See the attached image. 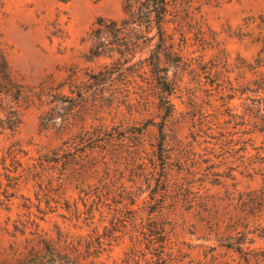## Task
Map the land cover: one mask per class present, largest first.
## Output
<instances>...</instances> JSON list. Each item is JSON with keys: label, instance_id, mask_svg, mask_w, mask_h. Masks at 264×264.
Listing matches in <instances>:
<instances>
[{"label": "rangeland", "instance_id": "374dc122", "mask_svg": "<svg viewBox=\"0 0 264 264\" xmlns=\"http://www.w3.org/2000/svg\"><path fill=\"white\" fill-rule=\"evenodd\" d=\"M166 4L155 72L147 25L122 64L89 53L98 18L140 24L125 0H0V262L144 264L153 212L206 264H264V0Z\"/></svg>", "mask_w": 264, "mask_h": 264}, {"label": "trees", "instance_id": "16d2710c", "mask_svg": "<svg viewBox=\"0 0 264 264\" xmlns=\"http://www.w3.org/2000/svg\"><path fill=\"white\" fill-rule=\"evenodd\" d=\"M124 10L129 16L140 19V24L131 23L126 19L118 22L112 19L98 18L94 23V28L89 34V53L91 57L94 59H106L109 61L110 65L122 64V62L128 60L132 49L139 45V41L141 40L140 35L142 34L141 25H147L148 29H155L157 31L159 42L161 41V43H159L160 52L154 56L153 62L151 64L155 72H160V55L163 51L166 53V49L170 48V46L163 41L165 34L164 18L167 13L166 0H125ZM132 24L135 25V27H131L130 25ZM0 60L3 64L0 65L5 66L4 58L1 52ZM105 72L106 71L100 72V75L103 76V80L104 78L106 80L110 77L109 73ZM155 76L157 84L161 88L162 92L170 93L175 86L178 88L180 87L181 82L178 81L174 83L168 80L167 74L160 75L157 73ZM259 76L260 78L254 82V85H256L255 93L258 97L260 93L264 95V74L260 73ZM258 100L263 102V108L257 110L259 113V116H257L259 124L257 126L259 127V132L263 133L264 98L260 97ZM1 106L2 104L0 102V107ZM162 108L168 117L174 110L173 105L169 102L168 98H162ZM12 160L14 161V156ZM131 204L134 205L135 202H132ZM139 209H141V207L138 208V210ZM132 212L135 214V212L138 211ZM151 213L148 214V220L150 224L148 225L147 229V243L145 245L147 254H141V260L144 262V264H206L205 259L207 255L205 256L204 254L199 253L193 254V250L190 248H188V252H184L183 248L181 247L182 244L177 242V240L174 241V230L169 228V224H157V222L153 220V217H150L152 215ZM216 235L221 236L220 241H222V239L228 241L233 240L232 232L229 234L221 232L219 227L216 229ZM40 241L43 243V245H46L44 240ZM137 247L138 246L134 244V252L136 251ZM225 247L229 248V246ZM45 248L48 249V247ZM50 253L51 254L49 258L52 264H79L76 259L71 260L68 254H66L61 260H58V254L56 250L52 249ZM147 255H149V258H146ZM36 257L39 258L36 262H33V264H46L44 260L45 258L42 255H36ZM211 258L212 264H215L217 257L212 256ZM16 260L17 259L15 258L7 256V258L3 259L0 264H15ZM59 261L61 262L59 263ZM139 261L140 260L138 259L135 264H140Z\"/></svg>", "mask_w": 264, "mask_h": 264}]
</instances>
